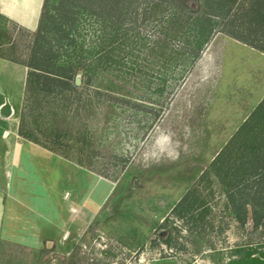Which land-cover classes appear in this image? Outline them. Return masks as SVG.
<instances>
[{
  "label": "rangeland",
  "instance_id": "1",
  "mask_svg": "<svg viewBox=\"0 0 264 264\" xmlns=\"http://www.w3.org/2000/svg\"><path fill=\"white\" fill-rule=\"evenodd\" d=\"M153 1L133 6L126 19L134 31L147 36L146 43L141 37L132 43L134 71L126 75L101 72L94 79L149 101L119 103L110 114V105L93 99L90 113L82 111V115L93 141L88 150L96 157L92 161L82 157L79 145L71 141L65 154L55 153V200L43 185L42 168L28 154L24 156L26 171L20 174L24 178H13V190H23L26 203L38 212L37 223L45 239L38 247L4 242L0 264H233L237 258L243 264H264V226L253 222L251 210L246 219H237L223 180L212 168L257 108L243 102L244 91L237 93L234 79L226 71L231 53L239 46L236 41L242 42L228 33L264 49V32L250 31L246 23L234 26L219 20L196 58L188 55L167 61L155 48V40L163 35L156 32V23L144 20V9ZM74 3L101 10L90 6L89 0H64L59 6H50V15ZM196 4L189 1L191 8H197ZM120 7L109 6V10L117 15ZM40 24L35 31L6 25L3 40L11 35L16 48L7 41L0 46L1 52L25 58ZM100 27L101 23L83 16L80 30L86 44L96 38ZM174 42L183 43L181 39ZM5 60L9 65L0 80L5 86L3 97H10L8 126L13 128L16 119L19 126L28 68ZM82 75L80 71L78 85L91 93L82 83ZM70 124L76 127L77 123ZM28 127L37 132L33 124ZM1 144L0 152L4 149ZM82 159L85 165L79 164ZM89 162L102 174L89 169ZM3 186L0 172V188ZM253 187L251 183L250 189Z\"/></svg>",
  "mask_w": 264,
  "mask_h": 264
},
{
  "label": "trees",
  "instance_id": "2",
  "mask_svg": "<svg viewBox=\"0 0 264 264\" xmlns=\"http://www.w3.org/2000/svg\"><path fill=\"white\" fill-rule=\"evenodd\" d=\"M63 1L45 0L40 31L27 45L29 52L25 58L10 56L1 50L0 58L28 68L19 135L60 155L66 153L65 147L72 146L71 141L77 147L79 145L82 157L92 161L96 153L88 150L93 141L82 111L90 113L96 99L97 104L103 100L110 105V114L119 103L149 101L122 92L113 83L102 86L94 80L101 72L109 75L120 71L126 75L134 71L130 58L134 56L132 43L135 37H141L146 43L147 36L134 31L126 19L133 6H139L145 0H89L90 6H100V12L74 3L71 8L50 15V6H59ZM189 1L154 0L144 9V20L156 23V32L163 35L155 40V48L159 55H166L167 61H178L188 55L196 58L210 40L219 20L231 21L234 26L246 23L250 31L264 32V0H195L197 8L189 7ZM109 6H121L119 13L113 15ZM84 15L101 23L99 34L89 44L80 30ZM9 23L18 26L0 13V46L9 41L16 48L11 35L6 42L3 40L4 28ZM228 34L264 52L263 48L236 34ZM179 39L182 45H175L174 41ZM80 71L83 72L82 83L92 89L91 93L78 85ZM145 103L134 105L146 107ZM71 122H76V127L71 126ZM30 124L37 132L28 127ZM89 163L86 164L89 169L102 174L92 162ZM79 164L85 165L83 159ZM212 168L223 180L237 219L245 218L251 210L253 222L264 226V99L222 149ZM251 183L254 185L252 190ZM232 263L243 264V261L237 258Z\"/></svg>",
  "mask_w": 264,
  "mask_h": 264
},
{
  "label": "crops",
  "instance_id": "3",
  "mask_svg": "<svg viewBox=\"0 0 264 264\" xmlns=\"http://www.w3.org/2000/svg\"><path fill=\"white\" fill-rule=\"evenodd\" d=\"M32 1L0 0V13L18 26L35 31L40 24L43 0H36L35 4ZM236 43L239 46L231 53L226 71L231 79H234L232 82L237 93L244 91L243 102L248 101V105L255 108L264 99V52L246 43L239 41ZM7 65L9 61L0 58V76ZM4 87L0 80V113L8 101L11 103L9 95L6 94L7 99L3 97ZM11 119L9 115L7 117L0 115V124L2 128L4 127L0 129V142L4 145L3 151L0 152V172L4 176V188H0V247L4 242L38 247L45 239L37 223L36 217H39V214L26 203L23 190L19 188L13 190V178L18 180L20 174L26 171L24 156L28 154L29 160L37 162L42 168V173L45 174L43 185L48 190L49 198L55 200L58 187L56 177L58 156L20 136L17 119L13 128L8 126ZM17 185L16 182V187ZM46 241H50V238H46Z\"/></svg>",
  "mask_w": 264,
  "mask_h": 264
},
{
  "label": "water",
  "instance_id": "4",
  "mask_svg": "<svg viewBox=\"0 0 264 264\" xmlns=\"http://www.w3.org/2000/svg\"><path fill=\"white\" fill-rule=\"evenodd\" d=\"M77 83L79 84V77L77 78ZM9 108H10V105L9 103L7 102L3 107H2V110H1V114L5 117H7V115H9Z\"/></svg>",
  "mask_w": 264,
  "mask_h": 264
}]
</instances>
